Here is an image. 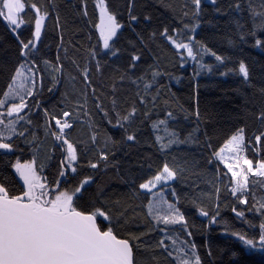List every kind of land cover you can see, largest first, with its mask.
<instances>
[{
  "label": "snow or ice",
  "instance_id": "snow-or-ice-1",
  "mask_svg": "<svg viewBox=\"0 0 264 264\" xmlns=\"http://www.w3.org/2000/svg\"><path fill=\"white\" fill-rule=\"evenodd\" d=\"M136 0H128L127 3V24L123 23L118 16L121 15L110 9L108 0H93V6L99 10L98 23L94 27L98 30L99 41L102 42L104 55L110 53L117 61L121 59L122 49L118 43L124 36V31L130 29L136 32L134 24L140 23V17L135 14ZM205 5L211 6L215 14L224 15L227 11L241 12L244 10L243 0H232L225 9L219 4V0H185L182 16L190 19V23H183L182 28L168 26L163 28L160 36L166 39L177 51L182 62L192 61L197 71L193 73L198 76L201 71L208 73L219 72L221 76L238 75L244 85L255 87L251 83L250 67L243 60L236 61L238 67L228 68L232 58L228 55H220L208 48L205 43L198 41L196 35L201 28L202 17L206 12ZM26 9L34 14L30 20H25ZM247 10L252 19V28L245 31L244 26L238 19L233 18L237 25L238 38L241 43H247L252 39L253 47L264 50V0H260L259 8L254 7L252 0H248ZM80 14L88 17L87 0H81ZM0 18L7 22L10 31L15 34L19 44L20 61L15 67L13 74L9 77L6 90L0 93V158L5 163L7 157L15 155V162L10 167L15 170V175L22 181L19 194L16 189L6 186L9 183L7 175L0 172V264H148L147 259H142L138 253H150L151 264H242L239 260V253L228 250L229 260L225 262L223 253L225 249L214 248L209 243L198 245L193 238L194 227L190 224L185 211L181 208V199L176 189L171 188V195L174 202L165 195L169 182L174 181L185 171L186 161L181 162L172 157L174 163L169 164L165 158L161 167H158L153 174L147 175L146 179L140 176L145 172V164H139L140 173H133L131 166L125 169L128 179L125 181L131 188L132 196L137 197L143 194L150 197L144 205L145 216L151 222L152 227L144 225L146 231H132L127 229L121 231L116 225L121 222L134 220L135 213L128 215L129 206L120 199L109 200L106 198L105 188L96 184V175L101 170L107 169L110 165L116 167L120 161L116 160V151L129 144H140V137L143 134L145 121H150L152 130L151 141L145 139L149 147L167 157L174 146L182 144L192 145L198 142L200 132L199 121L201 113L197 103L194 113H188L184 109L183 119L187 121L194 115L197 126L191 129L188 134L181 138L176 129L180 126V117L177 112L170 110L171 105L163 99V85L157 87L155 94L151 90L158 83V78L163 75L158 68L149 66L142 75L137 72L143 60L142 50L129 41L134 49L130 53L126 67L121 70L123 74L119 77L118 83H131L139 89L137 92L138 104H132L124 113L118 110L119 103L117 94V82L111 86L112 91V114H110L95 95L96 89H91L96 100V107L103 113L108 125L118 129L121 133L119 140L110 135H105L103 145L99 144V133L93 131L89 137L91 147L96 149V159H87L88 148L83 143L78 145L68 138V131L73 129L75 123L80 122L81 109L88 100L86 93H82L72 109L62 101L63 107L59 110L55 106L52 109L44 107L37 98L43 89L44 76L46 71L50 77L53 90L64 75V65L60 63V56L57 54L56 63L43 59L40 56L38 45L42 33L46 29V22L54 18L56 25L60 26V13L55 0L38 4L36 2L25 3V0H0ZM145 21H150L151 16L145 15ZM259 21V22H257ZM212 25V21L207 22ZM30 39L21 38L22 26L33 25ZM141 44H145L143 35L136 33ZM157 33L150 34L155 39ZM63 42V36H61ZM232 46L236 42L230 40ZM147 45H145L146 47ZM67 55V49H65ZM100 52L95 48L89 50V63L95 61L97 71L101 70V60L97 59ZM211 56L215 65L204 63L205 56ZM37 58L40 63H37ZM75 64L76 62L73 61ZM79 69V65H77ZM224 68V71H220ZM85 81L86 87L91 85V70L89 67L79 69ZM264 73V66L261 67ZM264 79V75L261 76ZM142 85V88H141ZM199 86L197 85V88ZM261 97H264V87L258 89ZM31 101V102H30ZM83 101V103H81ZM27 110V111H26ZM34 110H38L34 112ZM42 113L43 125L38 124L34 115ZM163 114V115H162ZM162 115V118H161ZM156 117L153 119V117ZM255 120L259 123L258 134L254 132L249 140L246 127H238L233 134L217 149L212 150L211 164L216 161L217 166L223 164L226 171L222 174L230 184L224 186V190L233 197L238 205L247 206L246 211L253 216L252 220L247 219L244 209L238 210L231 206L232 213L240 221L244 222L251 235L240 230H232L231 235L236 237L246 250H258L264 252V101L260 103L255 113ZM114 118V123H113ZM53 121L55 129H53ZM23 122V124H22ZM93 127V125H89ZM43 128L44 136H51L53 148L47 159L51 161L57 148L60 149L61 159L58 161V176L49 184L46 177L41 175L45 164H38L37 153L42 150L37 146L40 144L37 130ZM20 140L31 147L32 156L30 159L22 160L23 149L16 142ZM205 144L212 148L210 140ZM249 150L255 157L250 159ZM127 155V152L124 153ZM151 157H145L146 167L150 171L153 168L147 163ZM86 161V163H82ZM88 168L94 174L81 175L78 169ZM230 174V175H229ZM218 175L217 179L222 178ZM250 177L253 180L250 181ZM137 178L143 182L137 183ZM250 183L256 191H250ZM96 185L94 194L89 190ZM221 187L219 183L212 184V194L206 195L201 192L198 197L191 200L192 206L197 210L199 216L208 219L209 226L218 223L222 210ZM251 196V203L249 197ZM205 199H214L213 211L209 212L203 204ZM224 207H229L224 203ZM98 217H102L107 223H98ZM259 221L256 223V221ZM177 226L179 230L177 231ZM224 230L227 233L230 229L229 222L223 221ZM155 228L159 238L154 243H146L145 238L149 237ZM203 249V256L201 255Z\"/></svg>",
  "mask_w": 264,
  "mask_h": 264
},
{
  "label": "trees",
  "instance_id": "trees-1",
  "mask_svg": "<svg viewBox=\"0 0 264 264\" xmlns=\"http://www.w3.org/2000/svg\"><path fill=\"white\" fill-rule=\"evenodd\" d=\"M36 2L43 4L51 2V0H25V3ZM58 5L60 13V26L56 25L54 18L46 22V29L42 33L41 41L38 45L40 56L43 59L56 63L57 54L60 56V63L64 65V75L60 78V83L53 88L51 92L48 91L52 87L50 77L46 71H43V64H41L43 80V89L38 91L41 94L37 97L44 107L52 109L53 106L59 110L63 107L62 101L68 104V109L73 108L75 103L80 100L81 94L86 93L88 96L87 103L81 109L82 115L80 122L73 125V129L68 131V138L74 143L80 145L83 143L89 149L87 152V159H96V149L91 147L89 139L91 133L96 131L99 133V144L102 146L105 135H110L114 139L119 140L121 133L118 129H114L108 125L103 117V113L96 107V100L92 95L91 89H96L95 95L100 98L103 107L112 114V91L111 86L117 82L116 86L119 89L117 99L119 103L118 110L124 113L130 108L132 104H138L137 92L139 89L131 83H118L119 77L123 74V70L129 60L130 53L134 51L129 41L134 42L137 48L142 50L143 60L140 63L138 75H142L149 66H154L163 74L158 78V83L151 90V94H155L157 87L164 86L162 96L171 105V109L180 117V126L176 129L180 132L181 138H184L188 132L197 126V121L194 115H191L187 121L183 119L185 115L180 109L186 110L188 113H194L199 106L201 119L199 121L200 132L198 134V142L192 145L174 146L170 150L167 157L156 151L153 147H149L145 143V139L151 141L152 130L150 128V121H145L143 126V134L140 137V144H129L120 150L116 151V160L120 161L116 167L109 166L106 170L101 165V170L96 175V184L102 185L105 188L106 198L109 200L120 199L126 202L129 206L128 215L135 213V219L128 222H121V225H116L121 231L131 229L132 231H146L144 225L152 227L151 222L145 216L144 205L150 197H145L143 194L133 197L131 188L125 181L128 177L125 175V169L131 166L133 173H140L139 164H145V172L140 173L143 179L147 175L153 174L154 171L161 167L165 158L171 165L174 163L172 157H176L178 161L185 164V171L177 177L176 180L169 182V187L165 193L170 201L174 202L171 195V188L176 189V193L181 199V208L185 211L190 224L194 227L193 238L198 245L204 243L211 244L214 248L225 249L223 258L225 262L229 260V249L239 253V260L242 264H264V252L258 250H246L240 241L231 235L232 230H240L251 235L248 226L237 219L235 214L231 211V206H236L238 210L244 209L247 206L238 205L233 197L224 190V186L230 184L222 174L226 171L222 164L217 166L216 161L211 164L208 163L212 159V150L222 146L227 138L235 132L238 127H246V133L249 140L252 139V134L260 129L259 123L255 120L253 113L256 112L258 106L264 97H261L258 89L264 87V75L261 67L264 66V50L253 47L252 39H248L247 43H241L238 38L237 25L233 23V18L238 19L244 26V30L252 28V19L247 10L248 0H243L244 10L241 12L227 11L226 14H215L211 6L205 5L207 9L202 17L201 28L198 30L196 39L202 41L208 48L217 52L220 55H228L232 58V63L228 64V68H236L238 64L236 61L243 60L250 67L251 83L255 87H248L243 84L242 79L238 75L221 76L219 72L208 73L201 71L198 76L193 73L197 71L195 64L192 61L182 62L174 47L163 37L160 32L165 26H168L170 31L173 28H182L183 23H190V19L182 16L183 5L185 0H136L135 14L140 17V23L134 24L136 32L130 29L124 31V36L118 43V47L122 49L121 59L111 57L110 53L104 55L107 50H103L102 42L99 41L98 30L94 27L98 23L99 10L93 6V0H87L88 17L80 14L81 0H55ZM232 0H219V4L225 9ZM110 9L117 11L121 15L123 23L127 24V3L128 0H108ZM253 6L259 8L260 0H252ZM31 10L26 9L24 15L25 20H30L33 16ZM145 15H150L151 20L145 21ZM212 21L209 25L207 22ZM259 22V21H257ZM34 30L33 25L22 26L21 38L30 39L31 31ZM155 31L157 36L155 39L150 38V34ZM136 33L143 35L145 44H141L137 38ZM63 36V42H61ZM264 38V37H261ZM235 41L236 46H232L229 41ZM145 45H147L145 47ZM95 47L100 55L97 59L101 60V70L97 71L95 61L89 63V50ZM67 49V55H65ZM19 44L7 22L0 18V93L6 90L9 77L13 74L15 67L20 61ZM73 61L76 63L74 64ZM37 63L40 59L37 58ZM204 63L215 65V60L211 56L204 57ZM84 67H89L91 70V85L86 87L85 81L81 75L80 70ZM221 68L220 71H224ZM197 85L199 86L197 88ZM142 88V85H141ZM2 98V97H0ZM31 102V101H30ZM83 103V101H81ZM27 111V110H26ZM38 110H34L37 112ZM163 115V114H162ZM161 115V118H162ZM156 117L154 116L153 119ZM33 119L40 125H43L42 113L34 115ZM113 118V123H114ZM23 124V122H22ZM93 125L90 127L89 125ZM53 129L55 124L53 121ZM40 144L37 146L42 149L37 153L38 164L43 162L45 167L41 175L46 177V181L51 184L56 179H63L58 176L59 165L58 161L61 159L60 149L55 150V154L51 161L47 159L53 148V139L51 136L45 138L44 129L37 130ZM210 140L212 148H209L205 141ZM20 148H22V160L30 159L32 156L31 147L25 145L20 140L16 141ZM2 151V150H0ZM127 152V155L124 153ZM15 155H21L17 152ZM15 155L7 157L8 164L5 163L4 158H0V172L7 175L9 183L6 186L16 189V194H19L22 181L14 174L15 170L10 167L11 163L15 162ZM250 159L259 158V154L255 157L251 150L248 152ZM145 157H151L147 163L153 165L152 170L146 167ZM86 163V161H82ZM81 175L77 180L84 175L94 174L88 168L82 170L78 169ZM221 175V179H217ZM230 175V174H229ZM142 178H137V183L143 182ZM257 180L264 178H255ZM253 177H250V181ZM219 183L221 191L222 210L218 223L209 226L208 219L199 216L197 210L192 206L191 200L198 197L201 192L206 195L212 194V184ZM256 191L260 195L259 189H253L250 183V191ZM96 185H92L89 192L94 194ZM251 196L249 203H251ZM215 203L214 199H205L204 206L209 210L210 214L213 211L212 205ZM226 203L229 207H224ZM246 217L249 220L253 219L251 213L246 211ZM229 222L230 229L226 233L223 226V221ZM107 223L103 221L102 217H98V223ZM259 221L257 220L256 223ZM177 231L179 230L177 226ZM158 231L153 228L149 237L145 238L146 243H154L158 239ZM138 255L142 259H147L148 264H151L150 253L141 252ZM203 256V249H201ZM231 264H236L232 261Z\"/></svg>",
  "mask_w": 264,
  "mask_h": 264
},
{
  "label": "rangeland",
  "instance_id": "rangeland-1",
  "mask_svg": "<svg viewBox=\"0 0 264 264\" xmlns=\"http://www.w3.org/2000/svg\"><path fill=\"white\" fill-rule=\"evenodd\" d=\"M223 165V164H222Z\"/></svg>",
  "mask_w": 264,
  "mask_h": 264
},
{
  "label": "water",
  "instance_id": "water-1",
  "mask_svg": "<svg viewBox=\"0 0 264 264\" xmlns=\"http://www.w3.org/2000/svg\"><path fill=\"white\" fill-rule=\"evenodd\" d=\"M98 222V221H97Z\"/></svg>",
  "mask_w": 264,
  "mask_h": 264
}]
</instances>
